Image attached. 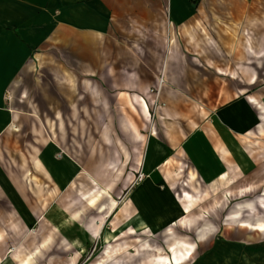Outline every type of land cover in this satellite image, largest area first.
<instances>
[{"label": "crops", "instance_id": "crops-1", "mask_svg": "<svg viewBox=\"0 0 264 264\" xmlns=\"http://www.w3.org/2000/svg\"><path fill=\"white\" fill-rule=\"evenodd\" d=\"M207 19L212 24H206ZM191 34L194 37H190ZM36 70L38 77L51 74L61 86L63 81L69 80L75 83L76 91L91 94L92 106L88 107L101 109L102 113L107 110L102 124L110 122L106 115L111 108L110 94L150 115L152 94L159 93L156 115L146 121L150 132L143 169L149 177L130 191V202L144 206L145 210L139 209L146 212L137 221L136 238L144 234L167 236L168 244L162 251V247L148 245L147 250L153 253L150 264L194 262L199 248L220 231L217 221L223 212H227L226 224H230L232 233L228 238H242L246 244L240 247L264 252V241L243 235V232H256L260 238L264 235V166L256 172L247 162L246 166H238L237 161L246 159L253 151L229 142L217 126L229 125V118H236L234 101L241 94L244 100L239 118L244 126L254 124L249 116L252 107L258 113L261 110L257 119L264 118V96L259 99L253 95L259 77L264 76V0H201L197 7L189 0H0V155L4 154L3 134L13 127L18 129L15 122L19 114L7 105L6 92L15 76ZM211 70L213 78L208 72ZM235 80L242 83V87L233 95L231 82ZM28 92V87L23 90V93ZM29 115L34 125L39 126L40 122L44 125L37 135L45 142L42 131L46 130L48 117L34 112ZM64 118L57 115L50 118V123L55 120L56 125L64 124ZM84 120L81 118L79 123ZM212 120L216 125L213 128ZM48 150L50 155L58 151L55 144L48 145ZM33 151L34 162L37 161L40 169L41 157L47 155L38 147ZM184 157L189 158L184 162L188 166L185 178L189 179L191 171L197 176L183 185H187L181 193L186 203L176 195L179 166L173 164ZM62 159L72 165L66 153L62 154ZM171 161L174 168L169 167ZM41 169L39 172L45 175L46 170ZM82 173L95 185L96 177L92 172L83 170ZM18 179L0 166V185L12 188L13 181ZM102 184L104 190L110 192V186ZM206 189L213 196L211 208L200 203L207 195ZM106 190L101 192L103 196L99 200L86 197L87 207L107 209L100 226L94 222L95 218L86 221L84 229L90 236H99L108 218L116 212L122 213L120 202ZM15 191L10 194L13 203L24 204V194L20 196ZM107 199L108 206H105ZM77 202L70 200L67 209L72 211ZM226 204L228 208L224 210ZM259 210L261 213H256ZM80 215L81 211H73L70 219L73 224ZM29 216L25 218L26 227L11 224L16 219L11 215L0 218L6 221L4 228L0 226L3 229L0 243L4 234L8 239L19 230L23 236L29 232L28 235L35 233L40 238V221L44 217ZM35 220L39 222L31 227V221ZM158 225L159 229H155ZM118 236L103 235L106 252L113 241L110 238ZM6 238V253L12 255L18 246L10 247ZM213 241L203 260L199 257L193 264H215L222 247L221 240ZM48 243V238L39 241L34 251L18 261L9 259V254L1 257L2 245L0 264H38L34 258ZM75 259L76 255L72 261Z\"/></svg>", "mask_w": 264, "mask_h": 264}, {"label": "rangeland", "instance_id": "rangeland-1", "mask_svg": "<svg viewBox=\"0 0 264 264\" xmlns=\"http://www.w3.org/2000/svg\"><path fill=\"white\" fill-rule=\"evenodd\" d=\"M205 22L206 24H212L208 19ZM190 37H194V35L191 34ZM190 46L192 47V45ZM208 72L213 78L212 70ZM22 74L20 73L21 76L17 75L13 78L5 95L7 105L19 114V118L15 122L18 129L11 127V130L8 129L3 134L1 148L4 154L0 155V166L4 171L9 172L13 178L16 176L19 179L13 181L12 188L0 185V218L5 219L11 215L16 218L14 222L11 221V224L18 223L20 227H26L28 220L25 218L29 215L30 218H36L37 215L44 218L40 221V238L35 233L28 235L29 232L23 236L19 234L20 230L14 232V235L8 239L4 234L3 242L0 243V247L3 245L2 249H4L1 250L3 251L1 257L9 254V259L18 261L34 251L39 241L48 238V246L34 258L35 263L150 264L149 261L153 253L147 250L148 245L162 247V251L168 244L167 236L162 234L149 237L144 234L140 236V239L139 237L136 238L138 236L135 233L137 221L141 216L144 217L146 212H144V206L133 205L130 202V197L133 189H136L139 184L149 177V173L143 169L150 132L146 121H151L156 115L157 105L160 104L159 93L152 94L153 101L150 115L144 114L140 108H135L131 102L126 104L123 99L118 100L115 94H110L111 108L109 113L106 112L110 122L102 124V116L107 110L102 113L101 109L89 108L92 106L91 94L76 91V87L73 85L74 82L63 81V86H61V82L55 80L51 74L38 77L37 70L33 73L29 71L25 76ZM232 82L234 95L235 92L241 90L242 83L236 80ZM263 85L264 76H261L253 92V95L259 99L264 96ZM27 87L30 92L23 93V90ZM61 89L64 91H61ZM125 96L128 98L127 94ZM236 100L234 101V104L237 105L236 118L233 116L229 118V125L218 124L217 126L221 127V133L229 142L241 144L253 151V153L251 152L252 155L247 156L246 159L240 158L237 165L243 167L247 165V162L253 166V170L256 172L264 166V150H262L264 147V118H258V121L257 116L260 115L261 110L258 113V110L252 107L249 116L253 118L254 124L245 127L239 118L244 94H241ZM30 112L48 117L46 130L42 131L47 139L46 143L44 139L37 135V131L43 130L44 125L41 122L39 126L34 125L33 118L29 115ZM57 115L64 116L66 123L56 125L55 120L50 123V118L53 119ZM81 118L86 120L82 124L79 123ZM61 119L63 120V118ZM214 120L210 124L211 128L216 126ZM258 133H261V135ZM253 143L260 144L253 145ZM50 144L57 146L58 151L55 155L49 153L48 145ZM37 147L40 148V151L45 150L47 155L41 157L40 169L37 168V161L34 162L35 157L33 155V150H37ZM63 153H66L67 158L73 161L72 165L69 162L65 163L62 159ZM188 159L185 157L179 158L174 163L172 161L169 163L170 168L173 167L172 163L179 166L176 170L179 183L175 192L178 197H181L182 202H185L181 196L182 190L183 188L187 189V185H183L187 184L189 179L194 180L197 177L196 173L191 171L188 176L189 179L185 178V170L188 167L185 163L189 161ZM165 167L166 165L163 166V168ZM41 168L46 170L45 175L39 172V170H42ZM83 170L93 173V176L96 177L95 185L82 173ZM11 171H13V174ZM139 171L145 174L141 180H137ZM102 182L110 186V192L105 190L109 192L108 195L113 196L120 202L118 206L123 215L120 216L121 214L118 215L116 212L117 214L110 216L104 227H101L99 236L94 234L90 236L84 229L86 221L95 218L94 222L100 226L101 219L107 216V209L101 210V206L92 207L90 205H88V208L86 197L99 200L103 196L101 192L105 191ZM161 186L166 187L165 185ZM13 189L17 190L20 196L24 194V196L22 195L25 200L24 204L13 203L10 198L11 191H15ZM205 191L207 195L202 197L200 203L204 207H210L213 203V196L210 195L209 190L206 189ZM262 192L263 190L260 191V193ZM73 199L78 202L74 203L72 207L74 209L69 211L67 209L68 202ZM187 205H185L186 209ZM105 206H108V199ZM140 207L144 209L143 212L139 209ZM226 207L228 208L227 204L223 206V209H227ZM77 210L81 211V215L74 223L76 226L73 227V221L70 219L73 211ZM256 213L260 214L261 212L259 210ZM226 215L227 212H223L220 221H217V224L220 225V231L213 235L215 237L206 240L204 245L199 248L200 251L195 254L194 262L199 257L202 258L205 251L214 242L213 240H221V255L217 254L215 264H241L242 262L245 264H264V252L258 250L251 252L240 247L242 244H246L242 238L234 239V236L228 238L227 235L232 233L229 231L231 230L230 224H226ZM21 218L24 220H20ZM37 222L39 221H31V227L34 223L37 225ZM212 222H209V224ZM4 223L6 221H0V226L2 227ZM178 224L181 228L182 225L179 221ZM233 224L237 225L238 223ZM2 228L0 230H3ZM155 229H159V225ZM174 229L177 230L178 226L175 225ZM234 230L236 232L237 229ZM105 233L119 235L114 239H112L113 237L110 238L113 241L110 243L109 252L104 250L106 249V243L103 239ZM243 233L247 238L264 241V235L260 238L256 232ZM5 238L8 242L7 245H10V247L18 246L16 253L12 255L6 253L8 246L5 247ZM113 245L117 246L112 247ZM103 251H105V254H103ZM162 254H165V252L163 251ZM75 255L76 259L73 262L72 259ZM252 261L253 263H251Z\"/></svg>", "mask_w": 264, "mask_h": 264}, {"label": "trees", "instance_id": "trees-1", "mask_svg": "<svg viewBox=\"0 0 264 264\" xmlns=\"http://www.w3.org/2000/svg\"><path fill=\"white\" fill-rule=\"evenodd\" d=\"M189 1L193 4L194 7H197L201 0H189Z\"/></svg>", "mask_w": 264, "mask_h": 264}, {"label": "built area", "instance_id": "built-area-1", "mask_svg": "<svg viewBox=\"0 0 264 264\" xmlns=\"http://www.w3.org/2000/svg\"><path fill=\"white\" fill-rule=\"evenodd\" d=\"M144 173L143 172H141V171H139L138 172V177H137V180H141L143 177H144Z\"/></svg>", "mask_w": 264, "mask_h": 264}]
</instances>
